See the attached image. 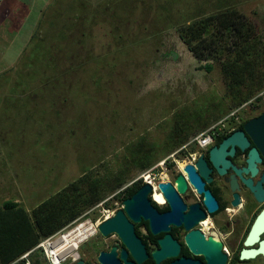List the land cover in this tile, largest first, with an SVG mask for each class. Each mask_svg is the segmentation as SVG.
I'll use <instances>...</instances> for the list:
<instances>
[{
    "label": "rangeland",
    "instance_id": "obj_1",
    "mask_svg": "<svg viewBox=\"0 0 264 264\" xmlns=\"http://www.w3.org/2000/svg\"><path fill=\"white\" fill-rule=\"evenodd\" d=\"M17 1L34 4L0 60V207L15 201L32 215L80 179L103 200L264 100L263 73L238 85L224 76L245 38L219 35L202 62L181 39L188 25L237 9L264 67V0H2L0 9H21ZM85 214L76 225L101 216ZM42 253L31 260L47 264Z\"/></svg>",
    "mask_w": 264,
    "mask_h": 264
},
{
    "label": "flooded vegetation",
    "instance_id": "obj_2",
    "mask_svg": "<svg viewBox=\"0 0 264 264\" xmlns=\"http://www.w3.org/2000/svg\"><path fill=\"white\" fill-rule=\"evenodd\" d=\"M255 104L245 110L250 115L229 116L224 124L215 126L217 137L211 148L189 143L174 149L157 171L159 176L152 173L153 184L138 179L115 185L113 192L85 215L100 213L95 221L100 226L121 213L116 229L104 234L98 227L77 250L70 251L64 264H264V254L256 252L264 241V215L259 220L264 199L252 190L258 185L264 190V152L246 129L250 120L264 112ZM237 131L243 133L248 146L235 147L233 154L228 146L219 154L224 163L216 164L212 148ZM254 148L262 159L255 175L245 171ZM187 167H193L202 191L190 180ZM180 176L183 189L177 182ZM158 182L170 185L167 193ZM146 184L151 190L145 208L132 217L125 202ZM207 194L212 203L207 202Z\"/></svg>",
    "mask_w": 264,
    "mask_h": 264
},
{
    "label": "trees",
    "instance_id": "obj_3",
    "mask_svg": "<svg viewBox=\"0 0 264 264\" xmlns=\"http://www.w3.org/2000/svg\"><path fill=\"white\" fill-rule=\"evenodd\" d=\"M209 30L213 32L207 36ZM224 33H232L236 38H245V45L240 46V57L224 65L226 81L238 85L247 82V79L260 80L264 67L252 53L253 48L257 49L260 42L250 41L255 37V28L237 9H227L188 25L182 30L181 39L196 59L202 62L211 60L215 55L217 42L221 40H218V36ZM236 42H239L238 39ZM236 42L233 44L236 45ZM25 66L29 67L30 63ZM203 68L208 72L213 70V66L208 64ZM255 106L263 111L264 100H257ZM147 164L149 162L145 163L144 167H148ZM81 182L82 179L70 184L60 193L42 202L34 209L32 215L15 201H7L0 207V264L29 263L34 254L42 253L41 249H36L42 240L78 221L87 210L102 200L99 185H84ZM96 217L97 215L94 219ZM26 255L30 259L23 258ZM40 262L39 256L31 260L32 264ZM46 262L48 264L47 260Z\"/></svg>",
    "mask_w": 264,
    "mask_h": 264
},
{
    "label": "water",
    "instance_id": "obj_4",
    "mask_svg": "<svg viewBox=\"0 0 264 264\" xmlns=\"http://www.w3.org/2000/svg\"><path fill=\"white\" fill-rule=\"evenodd\" d=\"M246 129L249 131V133L252 135L253 139L255 140L256 144L262 149L264 152V112L262 115L256 119L250 120L246 124ZM228 146L232 147V150L230 151V154L234 153L235 147L239 148H246L248 146V142L244 141L243 133L240 131L234 132L229 137H227L220 145L215 146L212 148V155L213 159L216 164L218 163H224L223 159L219 157V154L224 151L225 148ZM262 159L257 151V149H252L249 154L248 159V168L245 169V171H251L252 174H256L258 172L257 163L261 162ZM202 162V161H200ZM186 171L189 173L190 180L192 183L199 189V191H202V185L200 184L198 178L196 177L194 173L193 167H187ZM238 174H240V171H237ZM177 182L179 183L180 188H184V178L180 176L177 179ZM262 182H264V176L262 177ZM248 185L251 186V181H246ZM158 186L161 187L166 193L168 192V189L170 188L169 184H164L163 182H158ZM151 190V187L146 184L144 187H142L133 197L131 200H127L125 202L126 210L130 213L132 217H135L138 215L137 213L142 211L144 206V200L147 195V193ZM252 190L255 191L256 196L263 200L264 199V190L262 191L260 188V185L257 187H252ZM207 202L210 203L209 195L207 194ZM212 203V202H211ZM214 208V206H213ZM264 215V212L260 215V218ZM121 216V213L118 214L116 218L109 219L105 222H103L99 229L102 233L108 234L112 230H115V223L117 219L119 220V217ZM261 246L256 251L257 253L264 254V241L262 240L260 242ZM81 264V263H76Z\"/></svg>",
    "mask_w": 264,
    "mask_h": 264
},
{
    "label": "built area",
    "instance_id": "obj_5",
    "mask_svg": "<svg viewBox=\"0 0 264 264\" xmlns=\"http://www.w3.org/2000/svg\"><path fill=\"white\" fill-rule=\"evenodd\" d=\"M230 116L232 117L234 114ZM228 117L198 135L193 143L201 149L211 148L217 137L215 126L224 124ZM163 164L164 162L161 165ZM140 179H143L148 184H153L155 181V177H152L150 173L143 175ZM75 223L40 242L36 247V249L43 250L49 264H64L68 260L70 251L77 250L79 245L87 240L99 227L97 222H92L91 220L77 225Z\"/></svg>",
    "mask_w": 264,
    "mask_h": 264
},
{
    "label": "crops",
    "instance_id": "obj_6",
    "mask_svg": "<svg viewBox=\"0 0 264 264\" xmlns=\"http://www.w3.org/2000/svg\"><path fill=\"white\" fill-rule=\"evenodd\" d=\"M17 2L18 5L21 6V9L14 8L10 4H6L5 8L0 9V60L3 59V56L10 47L9 45L13 43V40H11L13 39L12 36L18 35L22 31L23 21L30 17L31 11L33 10L32 6L34 2H29L28 5H25L22 1ZM0 3L3 4L2 0H0ZM46 5H48L47 1ZM11 68L12 67H9L4 70Z\"/></svg>",
    "mask_w": 264,
    "mask_h": 264
}]
</instances>
